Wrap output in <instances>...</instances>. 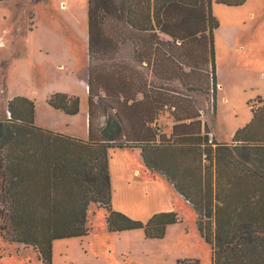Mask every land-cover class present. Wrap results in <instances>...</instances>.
I'll list each match as a JSON object with an SVG mask.
<instances>
[{"label":"trees","instance_id":"obj_1","mask_svg":"<svg viewBox=\"0 0 264 264\" xmlns=\"http://www.w3.org/2000/svg\"><path fill=\"white\" fill-rule=\"evenodd\" d=\"M245 1L87 0V137L36 125L26 97L7 100L1 233L51 264L55 240L88 234L94 203L105 210L108 231L141 229L145 238H162L178 222L175 212L143 222L112 207L109 152L126 148L138 150L146 170L164 176L196 212L212 264H264V100L248 103L251 118L229 144L216 141L201 119L216 105L219 23L212 3ZM47 103L78 112L73 95L55 92ZM165 111L172 120L167 135L158 125Z\"/></svg>","mask_w":264,"mask_h":264},{"label":"rangeland","instance_id":"obj_2","mask_svg":"<svg viewBox=\"0 0 264 264\" xmlns=\"http://www.w3.org/2000/svg\"><path fill=\"white\" fill-rule=\"evenodd\" d=\"M62 2L0 1V36L4 39L0 48V119L6 118L10 96L22 94L34 102L36 125L85 138L87 94L73 81L76 75L70 73V64H63L60 70L56 66L60 59L72 57L86 82L87 0H66L65 8H60ZM211 11L219 23L214 32L216 105L215 110L209 106L201 119L213 126L218 142L229 144L231 130L249 122V104H259L249 102L264 92V84L259 82V61H264V0H246L239 7L212 3ZM230 30L236 32V46L226 51L222 40ZM60 38L67 47L61 46ZM44 47L49 54L40 51ZM180 88L188 93L184 85ZM62 89L78 97L76 114L47 103L49 95ZM103 121L99 116L95 123ZM158 125L169 134L172 120L168 112L160 115ZM109 158L114 209L143 222L155 213L173 211L178 222L167 226L160 239L145 238L141 229L110 232L105 226V210L91 203L88 234L55 240L51 264H212L211 248L198 231L196 212L164 176L146 168L144 173L137 150L116 149ZM137 167L139 173L133 176ZM0 264L42 263L31 246L12 242L0 231Z\"/></svg>","mask_w":264,"mask_h":264},{"label":"crops","instance_id":"obj_3","mask_svg":"<svg viewBox=\"0 0 264 264\" xmlns=\"http://www.w3.org/2000/svg\"><path fill=\"white\" fill-rule=\"evenodd\" d=\"M0 1H5V0H0ZM63 2L62 3H65V6H66V2H64V1H66V0H62ZM215 4H217V3H215ZM221 5H224V4H221ZM243 5V4H242ZM225 6H227V5H225ZM241 6V5H240ZM228 7H239V6H228ZM251 15V14H250ZM86 22H87V15H86ZM87 25V24H86ZM87 27V26H86ZM218 28V27H217ZM216 28V29H217ZM215 29V30H216ZM231 29V28H230ZM215 30H214V32H215ZM235 34H236V32H233V30H230L228 33H227V36L226 37H224V39L222 40V47L226 50V51H228V48L230 47V48H233V47H235L236 46V37H235ZM59 37H62V36H59ZM86 37H87V28H86ZM61 39L62 38H60V39H58L59 41L58 42H60L61 43V46H63V47H67V45H66V43L65 42H63V41H61ZM4 39H3V37L2 36H0V48L1 47H3L4 46V41H3ZM214 41H215V37H214ZM86 43H87V40H86ZM240 45V44H239ZM87 46V45H86ZM225 46V47H224ZM229 48V49H230ZM87 49V48H86ZM215 49V48H214ZM40 51H45L46 53H48L49 54V51L44 47V48H41V50ZM66 60H69L70 62H66ZM64 59V60H62V59H60L59 60V62L57 63V66L56 67H58V69H56V70H60L61 68H62V65L63 64H70L71 65V67H73V69L72 70H69L70 71V73L71 74H75L76 75V77H74L73 78V81L75 82V84H78V85H80L81 87H83V89H84V91H85V93L87 94V85H86V82H85V79L83 78V76H82V74L80 73V71L79 70H77V68H76V66L73 64V59H72V57H68L67 59ZM259 66H260V69H262V71H260L259 72V82H262L263 84H264V61H259ZM78 73V74H77ZM63 74L64 75H66V76H68V74L67 73H65V72H63ZM69 77V76H68ZM5 88H7L6 86H5ZM56 92H60V93H66V94H69V95H73V94H71V93H68L67 91H64L63 89L62 90H60V91H56ZM20 96L22 95V94H19ZM19 95H16V96H19ZM257 96L258 97H260L262 100H264V92H261V94H257ZM12 97H14V95H11L10 96V98H12ZM48 98V97H47ZM36 113V112H35ZM213 115H214V113H213ZM251 118V112H250V115H249V119ZM34 120H35V116H34ZM85 121H86V125H87V112H86V116H85ZM205 122H206V124H207V126L209 127V129L211 130V133L213 132L214 133V135H215V137H216V140L217 141H219L218 139H217V135L215 134V132H214V129H213V126H210L209 124H208V121L207 120H205ZM247 122H245V124H246ZM244 124V125H245ZM243 126V124H241L239 127H242ZM236 129H238V128H233L232 130H231V137H232V135H233V133L235 132V130ZM66 134V133H65ZM67 135H70V136H74V137H77V136H75L74 134H67ZM87 137V136H86ZM85 137V138H86ZM78 138H81V137H78ZM85 138H82V139H85ZM123 149H126V148H123ZM116 150V149H115ZM114 150H111L110 152H109V154L110 153H112ZM138 151V150H137ZM139 166H141V165H139ZM142 170H143V172H144V169L143 168H145V166H144V164L142 165V167H140ZM140 168H135L134 170H133V172H132V174H133V176H136L138 173H139V169ZM109 172H110V179H111V181H112V176H111V171H110V158H109ZM145 173V172H144ZM156 178H158V177H156ZM161 178H163V177H161ZM112 184V183H111ZM170 185V184H169ZM171 186V185H170ZM111 188H112V185H111ZM172 188V187H171ZM113 192V191H112ZM116 210V209H115ZM119 211V210H118Z\"/></svg>","mask_w":264,"mask_h":264},{"label":"bare ground","instance_id":"obj_4","mask_svg":"<svg viewBox=\"0 0 264 264\" xmlns=\"http://www.w3.org/2000/svg\"><path fill=\"white\" fill-rule=\"evenodd\" d=\"M67 4V3H66ZM60 8H65V3L60 4Z\"/></svg>","mask_w":264,"mask_h":264},{"label":"built area","instance_id":"obj_5","mask_svg":"<svg viewBox=\"0 0 264 264\" xmlns=\"http://www.w3.org/2000/svg\"><path fill=\"white\" fill-rule=\"evenodd\" d=\"M5 112H6V109H5ZM8 115H9V113L8 112H6V116L8 117ZM210 141V140H209Z\"/></svg>","mask_w":264,"mask_h":264}]
</instances>
